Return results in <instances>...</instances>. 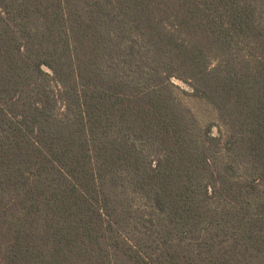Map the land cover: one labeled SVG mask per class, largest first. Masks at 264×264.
Wrapping results in <instances>:
<instances>
[{
    "label": "trees",
    "instance_id": "16d2710c",
    "mask_svg": "<svg viewBox=\"0 0 264 264\" xmlns=\"http://www.w3.org/2000/svg\"><path fill=\"white\" fill-rule=\"evenodd\" d=\"M0 264H264V0H0Z\"/></svg>",
    "mask_w": 264,
    "mask_h": 264
},
{
    "label": "rangeland",
    "instance_id": "374dc122",
    "mask_svg": "<svg viewBox=\"0 0 264 264\" xmlns=\"http://www.w3.org/2000/svg\"><path fill=\"white\" fill-rule=\"evenodd\" d=\"M176 83L179 84L184 89L189 91V88L187 86H185L182 82L176 81ZM198 109H200V108L198 107ZM214 133L217 134V131L215 130Z\"/></svg>",
    "mask_w": 264,
    "mask_h": 264
}]
</instances>
